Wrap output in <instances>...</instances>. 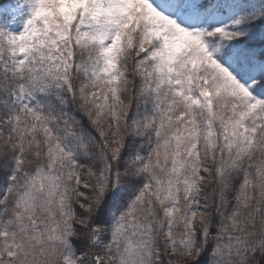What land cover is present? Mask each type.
Here are the masks:
<instances>
[{
  "label": "rangeland",
  "instance_id": "rangeland-1",
  "mask_svg": "<svg viewBox=\"0 0 264 264\" xmlns=\"http://www.w3.org/2000/svg\"><path fill=\"white\" fill-rule=\"evenodd\" d=\"M206 22L202 52L184 28ZM48 94L107 148L127 129L137 191L93 238L97 264L189 260L200 153L230 167L256 145L264 164V0H0V264H84L63 238L80 142L48 129Z\"/></svg>",
  "mask_w": 264,
  "mask_h": 264
},
{
  "label": "trees",
  "instance_id": "trees-1",
  "mask_svg": "<svg viewBox=\"0 0 264 264\" xmlns=\"http://www.w3.org/2000/svg\"><path fill=\"white\" fill-rule=\"evenodd\" d=\"M72 83L74 80L70 82L68 98L76 100ZM63 105L60 95L55 98L48 94L42 108L48 129L58 139L72 136L81 146L73 150L75 173L67 177V185L63 183L65 203L72 209L66 215L68 224L63 238L82 254L84 264H97L95 257L100 255V245L93 238L111 224L116 208L137 191L132 174L125 173L130 169L127 154L131 144L125 129L120 142H113L114 149L109 142L107 148L105 141H98L99 134L79 104L72 101L71 107L61 109ZM199 156V183L188 200L199 213L193 215L189 228L193 247L189 249L190 259H178L177 264H264V180H258L264 172L262 150L255 145L237 165L230 167H220L218 160H209L203 153ZM3 169L0 164V179ZM86 172L91 176L86 178ZM157 201H139L137 207L150 210L151 217L160 215ZM196 247L199 252L195 256Z\"/></svg>",
  "mask_w": 264,
  "mask_h": 264
},
{
  "label": "bare ground",
  "instance_id": "bare-ground-1",
  "mask_svg": "<svg viewBox=\"0 0 264 264\" xmlns=\"http://www.w3.org/2000/svg\"><path fill=\"white\" fill-rule=\"evenodd\" d=\"M210 26V22H206L205 24L201 25V29L199 28H191V29H187L184 28L185 30V36L184 39L191 42V44L195 47H197L196 49L202 52L206 51V44L204 41V35H205V31L206 29H208ZM206 27L205 30H203V28ZM214 35L218 36L222 33V28L221 27H215L214 29Z\"/></svg>",
  "mask_w": 264,
  "mask_h": 264
}]
</instances>
